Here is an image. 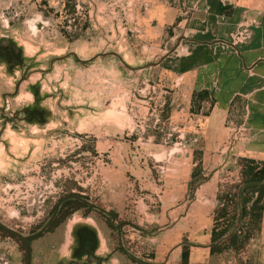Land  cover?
I'll list each match as a JSON object with an SVG mask.
<instances>
[{"label":"rangeland","instance_id":"1","mask_svg":"<svg viewBox=\"0 0 264 264\" xmlns=\"http://www.w3.org/2000/svg\"><path fill=\"white\" fill-rule=\"evenodd\" d=\"M126 1L0 0V39L18 44L23 57L44 69L51 58L64 55L52 59L46 74L34 72L21 82L13 98L1 96L13 90L14 79L0 65V220L30 232L61 196L72 193L89 204L67 201L69 211L62 215L67 207L60 208L59 220L33 236L30 245L60 222L69 232L74 222L85 220L101 235L97 256L109 255L112 264H264L262 218L259 232L240 249L208 252L214 214L226 210L219 226L239 209L225 191L234 192L237 158L247 156L239 151L246 141L238 133L244 107L226 113L228 135L219 143L205 138V97L192 96L167 63L153 64L174 42L143 48L139 27L132 24L140 6ZM110 50L129 66H143L130 68L114 54H96ZM40 75L47 92L42 102L54 118L43 127L21 119L4 124L14 108L31 100L23 86ZM120 196L126 202L117 210L119 203L112 202ZM187 208L190 213L173 227ZM112 212L116 216L110 219ZM167 237L187 247L185 263L171 256L170 241L162 260L154 261Z\"/></svg>","mask_w":264,"mask_h":264},{"label":"crops","instance_id":"2","mask_svg":"<svg viewBox=\"0 0 264 264\" xmlns=\"http://www.w3.org/2000/svg\"><path fill=\"white\" fill-rule=\"evenodd\" d=\"M136 1H138L140 9L133 10L132 18L134 21L132 24L139 27L140 33L137 35L143 40L141 42L144 44L143 48L149 50L152 47L154 49L153 44L155 43L174 42L171 47L175 45L170 52L161 58L165 52L162 53L153 64L167 63L169 73L179 74L177 75L178 79H183L190 91L207 90L208 96L204 100L207 102L209 110L208 114L205 115L207 125L202 127L204 137L210 136L214 142L219 143L224 136L228 135L223 124L226 113L230 108L242 105L244 109L239 132H237L246 141L239 151L243 155L264 159V0ZM131 2V0H127L125 3H130L131 6ZM132 24L128 22V25ZM69 54L75 55L73 51H70ZM22 55L25 54L22 52ZM95 55L80 60H84L82 62L84 63ZM63 56L51 58L46 69L33 63V58L24 57L29 58L31 63L25 64L23 69H14L13 73H10L0 63L4 66V71L14 80L24 72L27 75L23 80L19 81L20 78H18L16 82H13L14 86L11 92L3 93L12 98L15 97L21 82L28 81L27 79H30L34 72L46 74L51 69L52 59H60ZM118 58L130 68L143 66H129L120 56ZM40 76V78L37 76L35 79L29 80L23 86V90L31 95V100L14 108L10 114L16 111L19 115L21 113L19 111L25 105L34 103L29 86L36 85L37 98L35 103L37 106L44 107L49 117L41 124L23 121L27 124L43 127L54 117L52 111L49 110L50 108L42 102L47 96V92H44L46 90L42 91L40 84L42 75ZM6 120V118L3 120L4 124ZM124 202H126L125 198L120 196L112 202V205L115 206L114 203H119L116 208L118 210L120 204L122 206ZM188 208H190V204ZM188 208L174 221L173 227L180 218H185L190 213H188ZM120 214L118 212L117 216ZM261 218L264 219V205ZM62 223L64 221L56 224L51 232L42 236L41 241L34 245H30L29 239V264H58L60 262V264H65V262L72 260V251L75 248L72 237L73 228L83 225L92 228V226H90L89 221L80 220L74 222L68 232L67 227L63 228ZM172 226L171 228H173ZM66 232L69 233L68 239L64 236ZM95 234L96 245L89 254L97 256L98 249L102 247V242H100L101 235L97 230ZM203 235L208 238V234L203 233ZM171 239L167 237L161 240L157 247L159 255L154 257V261L160 262L162 260L160 257L163 256L164 251H167L170 242L172 243L171 256L178 259L180 244L178 241H170ZM4 243L7 244L11 253L12 264H23L16 248V242L0 241V246H4ZM105 246L103 247L107 249L106 243ZM98 256L101 258L100 262L112 264V258L109 255L100 254ZM85 258H87L86 253H82L78 261L71 263L85 264L83 263Z\"/></svg>","mask_w":264,"mask_h":264},{"label":"trees","instance_id":"3","mask_svg":"<svg viewBox=\"0 0 264 264\" xmlns=\"http://www.w3.org/2000/svg\"><path fill=\"white\" fill-rule=\"evenodd\" d=\"M207 93V90H196L192 91V96L199 99L207 97ZM237 161L239 162L240 178L234 184L236 187L234 192L229 194L228 191H225V195L229 198L235 197L237 200L234 204L238 205L239 209L236 215H230L229 219L227 218L225 221H222L223 224H220L219 226L217 223L218 218L220 216H224L226 214V210L224 207H221L214 214L213 224L209 230L208 252L210 253L218 252L225 248H232L236 250L240 249L260 230V222L264 205V159H258L250 156H239ZM73 199H79L81 202L89 204L86 199L72 193L61 196L49 212V215L53 213V216L44 229L59 220L57 215L61 213L60 208L67 207V201ZM68 209L69 208L67 207L62 212V215L66 214ZM115 216L116 214L112 212V217L110 216V219ZM40 225L36 226L35 229H37ZM81 227L76 230L80 242L74 251V255L78 258L82 253H86V256L90 260L86 259L84 262L85 264H98L101 258L93 254H89L90 250H93L96 245L97 239L95 231L88 225H83ZM187 256V247L181 246L179 253L180 262L185 263L187 261ZM71 262L73 261H67L65 264H69Z\"/></svg>","mask_w":264,"mask_h":264},{"label":"flooded vegetation","instance_id":"4","mask_svg":"<svg viewBox=\"0 0 264 264\" xmlns=\"http://www.w3.org/2000/svg\"><path fill=\"white\" fill-rule=\"evenodd\" d=\"M0 63H2L6 68L7 70L10 72V73H13L14 72V69L16 68H24L25 64H28V63H31L30 62V59L29 58H24L23 55H22V52H21V48L15 43L13 42L12 40L10 39H6V38H1L0 39ZM27 76L24 73L20 74L18 76V78H20L19 81L23 80L24 77ZM17 78V79H18ZM14 80L15 82L17 81ZM19 83V82H18ZM32 94H33V98H34V103L32 105H25L19 112H21L19 115L17 114L16 111H14L12 114L9 115V117H7L6 119H9V120H13V119H21V120H25L26 122H29V123H32V122H36L37 124H41L43 123L48 117V112L46 111V109L42 106H37L36 103H35V100L37 98V90H36V85H30L29 86ZM2 97L5 96V94H1ZM3 108V107H2ZM53 216V213L49 215V217L47 219H49V221L51 220ZM46 219V220H47ZM45 220V221H46ZM1 221V220H0ZM44 221V222H45ZM48 221V223H49ZM2 222V221H1ZM43 222V223H44ZM4 223V222H2ZM42 223V224H43ZM47 223V224H48ZM5 224V223H4ZM41 224V225H42ZM46 224V225H47ZM7 225V224H5ZM40 225V226H41ZM9 226V225H7ZM39 226V227H40ZM11 227V226H9ZM38 227V228H39ZM46 227V226H45ZM44 227V228H45ZM81 226L79 227H74L73 230H72V237H73V241L75 243V248L73 249L75 251L76 247L78 246L79 242H80V239L76 233V230L78 228H80ZM37 228V229H38ZM44 228L42 230H44ZM82 228V227H81ZM15 229V228H14ZM37 229L33 230V231H30V232H27V233H22V234H31L33 233L34 231H36ZM5 232H4V231ZM41 230V231H42ZM18 231V230H17ZM20 232V231H19ZM40 232V231H39ZM38 233H35V234H32L30 236H28L26 238V243H27V247H28V241L29 239H31L33 236L39 234ZM21 233V232H20ZM13 241L15 242L16 240L19 241V245H20V249H21V254H22V260H23V264H24V251H23V247L21 245V242H20V239L18 238V236H16L15 234L13 233H10L8 232L7 230H5L4 228H2L0 226V241ZM17 243V242H16ZM5 244V243H4ZM18 244V243H17ZM74 251H72V260L71 261H78V259L80 258V256L78 258L75 257L74 255ZM90 252H92V250H90ZM89 252V253H90ZM28 255H29V247H28ZM101 260V259H100ZM85 261H83L84 263ZM13 263V259H12V256H11V253L7 247V244H5L4 246H0V264H12ZM61 263V262H60ZM58 263V264H60ZM29 264V263H28Z\"/></svg>","mask_w":264,"mask_h":264},{"label":"water","instance_id":"5","mask_svg":"<svg viewBox=\"0 0 264 264\" xmlns=\"http://www.w3.org/2000/svg\"><path fill=\"white\" fill-rule=\"evenodd\" d=\"M175 46V45H174ZM173 46V47H174ZM173 47H171V48H169L162 56H161V58L164 56V55H166L168 52H170L172 49H173ZM103 53H111V54H115L116 56H118L117 54H116V52H114V51H107V52H98V53H96V54H103ZM119 57V56H118ZM79 61H81V62H83L84 60H80L79 59ZM125 65V64H124ZM48 221H49V219H47L36 231H34L33 233H31V234H22V233H20L19 231H17L16 229H14V228H12V227H9V226H7V225H5L4 223H2L1 221H0V226L2 227V228H4L5 230H7L8 232H10V233H13V234H15L16 236H18V238L20 239V242H21V245H22V247H23V251H24V264H28L29 263V255H28V247H27V243H26V238L28 237V236H30V235H32V234H35V233H38L39 231H41L45 226H46V224L48 223Z\"/></svg>","mask_w":264,"mask_h":264},{"label":"clouds","instance_id":"6","mask_svg":"<svg viewBox=\"0 0 264 264\" xmlns=\"http://www.w3.org/2000/svg\"><path fill=\"white\" fill-rule=\"evenodd\" d=\"M0 18H2V17H0ZM35 19L39 20L40 16L37 15V17ZM3 23H4L5 26H7L8 21L5 19V20H3ZM26 24L29 25L33 35H35L36 34V29H35L34 21H32V20L26 21Z\"/></svg>","mask_w":264,"mask_h":264}]
</instances>
